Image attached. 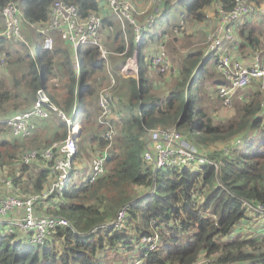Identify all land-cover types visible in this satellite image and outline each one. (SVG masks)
I'll return each mask as SVG.
<instances>
[{"label":"trees","instance_id":"trees-1","mask_svg":"<svg viewBox=\"0 0 264 264\" xmlns=\"http://www.w3.org/2000/svg\"><path fill=\"white\" fill-rule=\"evenodd\" d=\"M8 1L17 3L25 29L31 22L42 25L48 19L53 0H0V30L4 27L1 11ZM66 1L76 5L80 16L92 11L101 16V43L110 48L103 27L113 21L98 11L104 0ZM233 1L161 0L157 16L176 3L182 8L184 21L202 22L207 20L208 9L218 8L217 4L228 9ZM250 1L264 5V0ZM152 10L150 5L145 15ZM174 27L184 39L190 37L180 25L173 24ZM128 30V39L121 30L112 35V49H108L110 54L120 56L110 60H104L97 46L91 44L81 45L74 52L67 41L52 33V49L36 43L22 64L24 58L10 50L13 38L0 37V62L10 74L7 77L11 76L9 86L4 84L6 80L0 81V118L31 110L36 89L42 87L70 119L68 123L56 110L48 108V116L32 117L31 132L24 137L14 136L9 125L0 122V170L11 179L13 193H42L54 175L51 167L55 157L38 155L25 161L26 152L43 151L52 142L64 140L70 124L80 126L71 182L68 180L61 191L34 203L36 215L63 216L68 225L54 228L41 244L28 243L17 237L16 231L8 233L2 225L0 264H130L137 257L126 254L135 249V240L142 257L139 264H194L211 257L221 264L264 261L261 232L257 239L236 234L222 238L246 217L244 199L264 201V105L259 78H253L230 98L232 116L216 119L213 114L223 104L218 85L227 84L216 65L221 54L238 59L229 53L231 50L222 48L224 44L220 50L205 55V45L197 44L179 53L173 44H168L174 42L164 38L167 30H158L154 25L139 42L133 40L131 24ZM238 32L236 47L251 61L254 57L249 52L264 43V32L251 26ZM178 33L172 30L171 36ZM38 35L39 31L34 37ZM161 45L176 71L161 73L170 79L168 85L159 83L163 88L158 90L148 71H153L149 61L160 52ZM136 47L138 75L123 76L120 68ZM18 68L22 70L16 74ZM109 68L117 69L113 76ZM112 78L115 84L111 85ZM106 87L113 93L109 120L116 131L111 142L104 135L106 127L100 120L98 102L99 91ZM153 127H175L196 148H207L206 153L219 162V168L205 165L201 171H192L187 167L153 169L145 165L139 149L147 139V130ZM217 143L223 144L220 149H209ZM105 148L103 173L94 180H90V172L79 176L83 165L78 158L84 150L92 151L88 164L91 167L92 158ZM123 204L128 205L124 226L115 228L109 221ZM204 213L208 218L200 217ZM154 232L159 235L158 243L143 256L141 236Z\"/></svg>","mask_w":264,"mask_h":264},{"label":"built area","instance_id":"built-area-1","mask_svg":"<svg viewBox=\"0 0 264 264\" xmlns=\"http://www.w3.org/2000/svg\"><path fill=\"white\" fill-rule=\"evenodd\" d=\"M108 7L117 14L124 17L131 23L133 28L132 36L135 42L143 38V34L149 31L154 23L155 16L160 11L161 0H149L152 5V12L145 15L144 21L138 23L134 13L137 12L131 0H105ZM217 9L218 23L210 29L208 34V51H216L219 45L226 42H235L234 28L235 23L243 16L251 15L256 12L264 13V5H256L250 0H234L230 8L225 9L219 4ZM4 27L0 30V37L22 38V20L21 11L14 1H8L2 8ZM138 13V12H137ZM209 15L207 14V20ZM212 18L208 21L210 23ZM101 16L96 12H89L85 16H80L75 4L66 0H53L48 19L37 26V31L41 34V44L44 49H52L54 37L52 33L58 32L63 40L67 41L74 52L81 45L97 46L100 56L108 60L109 50L101 43ZM179 30L173 29L174 33ZM165 37L167 34H164ZM171 33L168 35V37ZM248 64H242L237 60H232L229 54H221L218 57L217 69L220 71L227 84L218 85V94L223 99V103H230V98L239 90L251 83L253 78H264V53L261 56L258 52ZM139 48H135L125 63L120 68L123 76L138 75ZM150 67L154 71L161 73L169 69L174 73L176 70L171 67L170 61L160 46V52L152 55L149 61ZM55 81V78H52ZM114 78L111 79V85ZM264 85L262 88V105H264ZM35 102L31 110L16 113L8 118L1 119L0 122H6L9 125L14 136H28L32 128V117H46L49 114L48 108L56 110L57 114L70 123L65 112L58 109L50 100L46 90L42 87L36 89ZM113 93L110 87L103 88L100 91L98 102L100 107V120L104 123L106 129L104 135L111 142L115 128L110 122L111 99ZM264 125V114L262 115ZM79 124H70L68 134L64 140L52 142V144L43 151L31 149L24 156L25 161L36 158L38 155L46 159L54 158L52 164L53 180L42 193L30 194L28 196L12 193L11 179L0 170V183L5 192L0 196V230L2 223L7 221L6 231L17 232V237L24 239L31 244H41L51 234L57 226L68 225V220L59 215H36L34 213V203L47 197L53 192H59L67 185L73 164L74 154L76 152V134ZM148 136L143 144L142 160L145 165H151L153 169L161 167H187L192 171L202 170V167L209 165L216 170L219 168V162L211 158L205 151H201L193 146L184 135L175 127L158 128L153 127L147 130ZM227 151V146H224ZM56 152L58 154H56ZM56 154V155H55ZM107 149H103L91 160L90 180L103 173ZM242 204L249 207L255 213H264V201L246 200ZM127 204L121 205L114 217L109 221V225L115 228L124 226L127 213ZM200 217L208 218V214H201ZM154 223V222H152ZM258 232V230H257ZM264 235V230L261 232ZM159 240L157 232L141 236L143 244V256L156 247ZM264 252V248L262 249ZM142 257L139 256L130 264H139ZM194 264H221L215 263L214 258H202ZM227 264H264V261L229 262Z\"/></svg>","mask_w":264,"mask_h":264},{"label":"rangeland","instance_id":"rangeland-1","mask_svg":"<svg viewBox=\"0 0 264 264\" xmlns=\"http://www.w3.org/2000/svg\"><path fill=\"white\" fill-rule=\"evenodd\" d=\"M181 11H182V8H181L180 5H178L176 3L170 5L169 8L167 9V11L164 14H161V15L157 16L154 19V23H153L152 26L155 25L156 29H158V30H161V29H162V31L167 30V31H165L167 36L165 37V35H164V38L165 39L170 38L167 42L173 41L174 43H168V44H171V45L173 44L176 47V49H177V51L179 53H182L187 47H191V46H194V45L198 44L199 46L205 45L203 50H204V54L206 55L209 52L208 49H207V46H206L208 44V42H209L208 35L205 34V33H203L201 35L199 33V31L201 29H203V28H199L198 27V28H196V31H195V28H193L191 26L192 24L196 23V21H194V20L189 21L190 24H188L187 27H186L187 31H188L187 34L190 35L189 38H185L184 39L183 36H179V38H176L177 40H174L173 38H171L172 36L168 37V35L173 30L172 25L180 23L181 17H182ZM138 14L140 15V17H138V16L136 17L135 13H134V16L138 20V23H142L144 21V19H145L143 17L144 16V12H138L137 15ZM110 15H111V19H112L113 23L111 25L107 26V27L109 28V30L112 33V35L117 33L120 30L122 32H125L126 30H128V25L131 24L129 21H127L121 15H115V14H113L111 12H110ZM210 23L207 24L208 27H209ZM26 24H28V23H26ZM262 25H264V22L262 23ZM37 26H38L37 23L36 24L33 23V22L29 23L28 27H26L25 29L23 28L21 30L22 35H23V39L22 38H16V37L12 39L13 45L11 46L10 50L13 51L15 54L17 53L18 56H21L22 58H24L22 64L27 62V59H28L27 53L29 51L33 52L35 44L41 42V34L40 33H39V35L37 37H34L36 32H37ZM53 33L60 36V34L58 32H56V31H54ZM27 35H29V37H31V40L33 38H34V40H32V41L28 40V38H27L28 36ZM238 35H239V32H236L235 33V41L236 42H238V40H239ZM61 39L63 40L62 37H61ZM20 42H23L24 44H21ZM27 42H28V44H27ZM147 42H148V38H147ZM147 42H146V44H147ZM146 44H145L144 47H146ZM105 45H108V44L105 43ZM222 46L223 45H219L217 47V50H220V48ZM144 50H146V48H144ZM165 50H167V49H165ZM110 53L111 52H109L108 58H109L110 55H113V54H110ZM3 64L0 66L1 70L4 72L3 74L0 73V81L1 80H6L7 82H5L4 84L6 86H9L10 83H11V80L9 82H8V80H9V78L11 79V76L7 77V75H10V74H9V72H7L5 70ZM15 70H16L15 73L19 74L22 69L18 68V69H15ZM115 71H117V69H115V68H113V69L111 68L110 69L109 68V72L111 73L112 76H113V72L115 73ZM148 77H149V79H153V81L156 82L155 87L158 90H161L160 88H163L161 85H159V83H165L166 82L167 85H168V80L170 79V78H165L166 77L165 74L161 75V72L154 71V70L153 71H148ZM215 78L216 79L218 78V73L215 74ZM259 83L264 85V78L259 79ZM107 84L108 83L104 81V86H106ZM114 84H115V82H114ZM263 88H264V86H263ZM245 89H247V88H245ZM100 91H99V94H100ZM213 97H215V95H213ZM214 104L215 103H210V106H214ZM233 113H234V111H233L232 107L229 105V103H227V104L223 103L221 106H219L218 110L213 114V116L216 119L223 120L225 118H228V117L232 116ZM191 144L196 147V145L194 143H191ZM222 145H223L222 143H217L216 145L210 146L209 149H215V148L220 149V147H222ZM199 147H202V146H199ZM198 149L201 150V151H205V152L207 150V148H198ZM142 152H143V147L141 146L140 149H139V153L142 154ZM91 154H92V151L84 150L83 155L78 158V160L83 165V167H81V168L79 167V169H80V172H78L79 176L83 175V173L91 172V167L88 166L89 160L91 158ZM222 156L225 157V155H222ZM3 171H2V173L5 174ZM52 180H53V177L50 179V183H51ZM70 182H71V180H69V183ZM0 191H1L0 192L1 193L0 196H1V195H3V193L5 191V188L2 187L1 183H0ZM243 209H244L246 217L241 218L234 225L233 230L231 231L230 234H226V235L222 236L223 239H228L231 236H234L235 234L239 235L240 237H244V236H248L249 235V237H252L254 239H257V237H260V234L258 232H262L264 230V213H255L249 207L244 206V205H243ZM251 227H253L254 229H257L258 232H249V231H247ZM183 237L185 238V236H183ZM57 245H59V244H57ZM136 245H137V242L135 240V243H134V248L135 249L133 251H131V252L128 251V254H126L127 257L133 258V257H139L140 256L141 252L136 247ZM211 258H214V257H211ZM116 260H121V258H117Z\"/></svg>","mask_w":264,"mask_h":264},{"label":"crops","instance_id":"crops-1","mask_svg":"<svg viewBox=\"0 0 264 264\" xmlns=\"http://www.w3.org/2000/svg\"><path fill=\"white\" fill-rule=\"evenodd\" d=\"M135 5H136V8H137V12H145V11H148L149 8H150V1L149 0H132ZM103 16L104 15H108L111 17L110 15V12L115 14L111 8L108 7L106 1L104 0V2H102V4L100 5V9L98 10ZM209 15V18L208 20L206 21H202V22H196L195 24H192L191 26L193 28H195V31H196V28H203L199 31V33L202 35L203 33L205 34H209V29L213 28L217 23H218V15H217V9L215 10V8H210L206 11ZM117 15V14H115ZM135 15L136 17H140V15L135 12ZM212 18V21L211 23L209 24V28L208 27V21ZM264 22V13L263 12H256L254 14H251V15H247V16H243L241 17L239 20H237V22L235 23V28H234V35L236 32H238L239 30H242V29H245V28H248V27H255L257 28V31L259 30H262L264 32V25H262V23ZM190 24L189 21H184V19L181 18V21L180 23L178 24H174V25H180L182 29H185L187 27V25ZM262 25V26H261ZM175 28V27H174ZM106 31V34L104 35L105 36V39H106V42L108 41V43L110 44V47H111V39H112V33L110 32L109 28L107 26H105V28L103 27V31L105 32ZM185 32L186 34L188 33L187 31V28L185 29ZM178 33V32H177ZM131 34V30H126L124 32V39H128L129 36ZM171 36V35H170ZM179 36H182V32L176 34V36H172L171 38L173 37H176V38H179ZM154 42V45L157 43V40H154L152 41V43ZM225 46H223L222 48L224 47H227L229 48V51L231 50V52H229L230 54L232 53L234 56H236V59L237 61L241 62L242 64H248L249 63V60L247 61V56H242L241 55V52L238 50V48L236 47L237 45V42L235 41L234 43L233 42H226L224 43ZM110 50L112 49L109 48ZM238 50V51H237ZM251 52V51H250ZM249 52V54L253 57L255 55L256 52H258L261 56L263 55L264 53V43L262 45H260V47H257L255 48L254 51H252L251 53ZM112 56H117L119 58L120 54H113V55H110L109 56V60ZM242 59V60H241ZM0 66H1V62H0ZM0 73L3 74L4 72L0 69ZM1 192V191H0ZM5 192V191H4ZM13 193V191H11ZM1 194V193H0ZM4 225V227L6 228L7 226V221H4L2 223ZM247 231L249 232H257V229H254L253 227H251L250 229H248Z\"/></svg>","mask_w":264,"mask_h":264},{"label":"clouds","instance_id":"clouds-1","mask_svg":"<svg viewBox=\"0 0 264 264\" xmlns=\"http://www.w3.org/2000/svg\"><path fill=\"white\" fill-rule=\"evenodd\" d=\"M109 52H111V51H109ZM111 53H112V52H111ZM79 129H80V126H79ZM79 129H78V132H79ZM78 132H77L76 136L78 135Z\"/></svg>","mask_w":264,"mask_h":264},{"label":"water","instance_id":"water-1","mask_svg":"<svg viewBox=\"0 0 264 264\" xmlns=\"http://www.w3.org/2000/svg\"><path fill=\"white\" fill-rule=\"evenodd\" d=\"M79 132H80V129H79ZM79 132H78V135H79Z\"/></svg>","mask_w":264,"mask_h":264}]
</instances>
